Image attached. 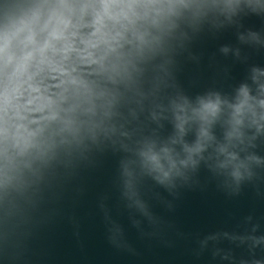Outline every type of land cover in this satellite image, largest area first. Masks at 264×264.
Here are the masks:
<instances>
[{"label":"clouds","instance_id":"clouds-1","mask_svg":"<svg viewBox=\"0 0 264 264\" xmlns=\"http://www.w3.org/2000/svg\"><path fill=\"white\" fill-rule=\"evenodd\" d=\"M249 15L264 17V0H0V222L62 169L106 153L119 158L114 183L136 227V214L156 218L149 182L176 198L202 168L229 196L264 179V67L231 92L192 96L177 79L202 34L235 28L240 45L264 48V33L241 30ZM219 52L246 59L238 46ZM222 235L248 257L216 248L214 259L264 264V235Z\"/></svg>","mask_w":264,"mask_h":264},{"label":"water","instance_id":"water-1","mask_svg":"<svg viewBox=\"0 0 264 264\" xmlns=\"http://www.w3.org/2000/svg\"><path fill=\"white\" fill-rule=\"evenodd\" d=\"M241 23V30L264 33V17L249 15ZM222 45L240 47L246 59L223 56ZM190 50L199 60L180 57L177 79L192 96L213 87L231 92L252 65L264 67V48L240 45L235 28L202 34ZM257 152L264 155V142ZM118 159L106 153L62 169L22 215L0 222V264H227L213 258L216 248L231 250L237 258L248 257V251L247 244L223 233L264 235V179L245 183L238 195L229 196L204 168L200 185L180 189L176 198L146 184L144 198L156 218L150 224L136 214L141 224L134 226L114 183ZM156 191L166 200L155 199ZM217 234L219 240L202 245ZM256 256L264 252L257 249Z\"/></svg>","mask_w":264,"mask_h":264}]
</instances>
